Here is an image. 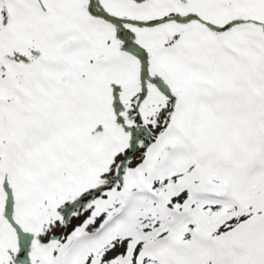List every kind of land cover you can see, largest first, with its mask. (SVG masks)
Masks as SVG:
<instances>
[{"label":"snow or ice","instance_id":"6c2138e0","mask_svg":"<svg viewBox=\"0 0 264 264\" xmlns=\"http://www.w3.org/2000/svg\"><path fill=\"white\" fill-rule=\"evenodd\" d=\"M0 264H264V0H0Z\"/></svg>","mask_w":264,"mask_h":264}]
</instances>
